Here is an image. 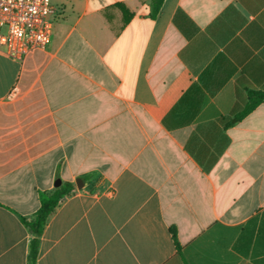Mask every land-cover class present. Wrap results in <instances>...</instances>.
I'll return each mask as SVG.
<instances>
[{"label": "crops", "instance_id": "crops-1", "mask_svg": "<svg viewBox=\"0 0 264 264\" xmlns=\"http://www.w3.org/2000/svg\"><path fill=\"white\" fill-rule=\"evenodd\" d=\"M51 2L44 50H0V264L57 180L37 264H264V0Z\"/></svg>", "mask_w": 264, "mask_h": 264}, {"label": "built area", "instance_id": "built-area-1", "mask_svg": "<svg viewBox=\"0 0 264 264\" xmlns=\"http://www.w3.org/2000/svg\"><path fill=\"white\" fill-rule=\"evenodd\" d=\"M55 14L51 0H0V50L20 62L44 50L51 40Z\"/></svg>", "mask_w": 264, "mask_h": 264}, {"label": "trees", "instance_id": "trees-1", "mask_svg": "<svg viewBox=\"0 0 264 264\" xmlns=\"http://www.w3.org/2000/svg\"><path fill=\"white\" fill-rule=\"evenodd\" d=\"M164 0H152V18H155L161 9ZM264 102V90L248 92V100L243 111L236 116L237 121H241L250 113H252L259 105ZM74 191V185L71 183H63L60 187L50 192H39L40 208L31 219L20 217L22 223L28 229L31 239L29 244L30 264H37L40 242L43 232L46 228L50 216L54 213L60 203ZM172 238L178 251L180 245L177 235L172 230Z\"/></svg>", "mask_w": 264, "mask_h": 264}, {"label": "water", "instance_id": "water-1", "mask_svg": "<svg viewBox=\"0 0 264 264\" xmlns=\"http://www.w3.org/2000/svg\"><path fill=\"white\" fill-rule=\"evenodd\" d=\"M80 182H82V180H78L76 181L77 184H79ZM61 186V181L60 180H57L56 184H55V187L58 188ZM78 187L80 188V186L78 185Z\"/></svg>", "mask_w": 264, "mask_h": 264}]
</instances>
